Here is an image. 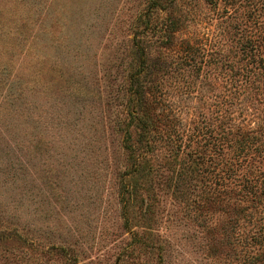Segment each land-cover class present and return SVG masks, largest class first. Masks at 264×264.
<instances>
[{
	"label": "rangeland",
	"instance_id": "1",
	"mask_svg": "<svg viewBox=\"0 0 264 264\" xmlns=\"http://www.w3.org/2000/svg\"><path fill=\"white\" fill-rule=\"evenodd\" d=\"M144 4L0 0V264L12 248L19 263L67 264L55 251L42 253L50 244L74 247L76 264H227L231 250H209L195 230L212 224L223 237L229 214L202 197L223 178L234 186L253 171L264 186V0H192L185 8L193 17L182 36L206 48L205 66L197 73L165 57L161 89L182 135L207 134L205 171L152 187L153 229L145 220L152 214L141 217L137 205L122 215L117 172L125 154L109 120L125 112L121 98L107 95L108 81L119 83L130 68L122 41ZM99 92L115 104L84 101ZM12 161L20 166L14 183L5 169ZM258 218L264 226L262 206Z\"/></svg>",
	"mask_w": 264,
	"mask_h": 264
},
{
	"label": "trees",
	"instance_id": "2",
	"mask_svg": "<svg viewBox=\"0 0 264 264\" xmlns=\"http://www.w3.org/2000/svg\"><path fill=\"white\" fill-rule=\"evenodd\" d=\"M191 2L192 0H145L144 8L126 30V41H122L125 42L123 50H128V47L130 49V68L126 75L122 73L119 83L115 78L110 79L107 84V88H111L107 95L112 96V99L121 98L124 108L122 112H125L123 116L117 114L109 120V123H113L114 130L121 133V145L125 154V170L117 172L120 177L118 192L122 215L127 214L133 206H139L141 217L152 214L145 217L148 227H151L149 229H153V223L157 226V219L152 218L155 213L152 207L157 204L152 187L159 186L168 178H174L176 183L186 184L191 175L197 177L205 171L200 168L206 159L205 142L201 140L207 134L201 130L190 135L181 134L182 131L178 128L180 120L175 116L174 108L166 101L168 98L166 91L161 89L160 77L165 66L162 60L172 55L179 60L182 68H190L199 73L205 66L206 48L182 36L193 17L185 9L191 6ZM130 34L133 37L129 38ZM257 40L258 38L255 39ZM248 44L255 46L252 41ZM89 91L95 92L94 89ZM100 93L96 94L97 97L93 93L92 97L87 100L85 98L84 101H90L88 104L92 106L102 102L106 106L115 104L113 101L110 103L102 100ZM68 97H74L72 104L75 106V95L69 93ZM188 135L190 139L187 138ZM242 151L240 143L231 157L240 156ZM229 162L224 160V165L228 166ZM5 169L9 171L7 178L13 183L19 179L20 166L17 162H10ZM167 171L170 172L165 175ZM148 181H151V186L145 187L144 183ZM259 183L260 176L250 171L243 175L239 184L226 185L223 178L220 185L214 184L215 187L202 196L205 202L212 197L222 203L223 211L229 216L220 232L223 233L222 238L218 239L214 235L212 224L205 226L201 223L197 224L199 229L195 230V236L199 237L198 233H202L200 239L207 241L205 246L211 251H216L217 247L229 248L230 257H225L227 264H264V226L258 218L259 207H264V186L263 182L261 185ZM179 196L187 203L188 198L183 193ZM148 198L153 200L152 203L147 201ZM206 205L203 204V207ZM129 219L125 218L126 226L131 225V218ZM31 242L30 247L33 246ZM73 248L69 245L50 244L42 253L55 251L53 254L67 264H76L78 253ZM10 252L12 257L4 264H31L30 257L19 263L21 260L18 261L17 256L20 254L13 248ZM21 255H26V258L29 250L23 251ZM162 258L160 255L161 262ZM119 259L121 260L120 256Z\"/></svg>",
	"mask_w": 264,
	"mask_h": 264
}]
</instances>
